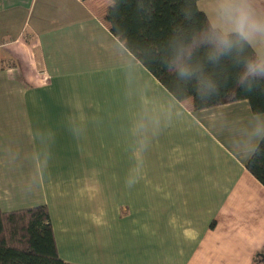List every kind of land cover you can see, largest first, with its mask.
Segmentation results:
<instances>
[{
	"label": "crops",
	"instance_id": "0c3cea01",
	"mask_svg": "<svg viewBox=\"0 0 264 264\" xmlns=\"http://www.w3.org/2000/svg\"><path fill=\"white\" fill-rule=\"evenodd\" d=\"M113 7L0 0V209L47 205L74 264H264V184L246 166L264 113L193 110L129 72Z\"/></svg>",
	"mask_w": 264,
	"mask_h": 264
},
{
	"label": "clouds",
	"instance_id": "9594fccd",
	"mask_svg": "<svg viewBox=\"0 0 264 264\" xmlns=\"http://www.w3.org/2000/svg\"><path fill=\"white\" fill-rule=\"evenodd\" d=\"M182 13L185 23L175 25L156 48L133 47L126 38H114L112 47L122 66L143 74L147 65L142 62L158 59L172 77L173 95L190 94L200 102L218 95L229 80L246 91L264 82V9L253 0H214L211 23H198L191 5ZM261 136L264 119L254 121L248 148L258 150L254 141Z\"/></svg>",
	"mask_w": 264,
	"mask_h": 264
},
{
	"label": "trees",
	"instance_id": "16d2710c",
	"mask_svg": "<svg viewBox=\"0 0 264 264\" xmlns=\"http://www.w3.org/2000/svg\"><path fill=\"white\" fill-rule=\"evenodd\" d=\"M113 1L110 29L119 38H126L128 45L133 47H158L175 25L185 23L182 9L188 5L196 13L195 19L198 23H211L206 12L199 8L198 0ZM142 63H146L148 71L172 93V77L159 60L152 59ZM175 98L181 102L191 99L193 110L246 99L252 112L260 114L264 113V82L246 91L229 80L218 95L206 102H200L190 94ZM258 146L259 149H255L246 166L264 184V137ZM262 262L261 257H255L254 264ZM0 264H74L63 260L58 253L47 205L11 212L0 209Z\"/></svg>",
	"mask_w": 264,
	"mask_h": 264
},
{
	"label": "rangeland",
	"instance_id": "374dc122",
	"mask_svg": "<svg viewBox=\"0 0 264 264\" xmlns=\"http://www.w3.org/2000/svg\"><path fill=\"white\" fill-rule=\"evenodd\" d=\"M254 5L259 9H264V0H253ZM202 4L211 9L213 2L211 0H202ZM211 21V20H210ZM255 49V48H254Z\"/></svg>",
	"mask_w": 264,
	"mask_h": 264
}]
</instances>
